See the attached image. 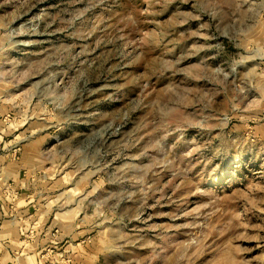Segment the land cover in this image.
Masks as SVG:
<instances>
[{"label": "rangeland", "instance_id": "rangeland-1", "mask_svg": "<svg viewBox=\"0 0 264 264\" xmlns=\"http://www.w3.org/2000/svg\"><path fill=\"white\" fill-rule=\"evenodd\" d=\"M0 160L40 264H264V0H0Z\"/></svg>", "mask_w": 264, "mask_h": 264}, {"label": "crops", "instance_id": "crops-1", "mask_svg": "<svg viewBox=\"0 0 264 264\" xmlns=\"http://www.w3.org/2000/svg\"><path fill=\"white\" fill-rule=\"evenodd\" d=\"M20 183L23 184L24 179L20 180L15 175L0 176V264H40L46 260L43 251L39 250L46 243L45 238H41L37 232L30 240L23 238L36 229L33 223L39 224L36 216L43 212L35 209L37 200L27 189L19 186ZM11 200H15L14 206L17 208L14 214L9 211ZM23 245L27 248L25 253L21 251Z\"/></svg>", "mask_w": 264, "mask_h": 264}]
</instances>
